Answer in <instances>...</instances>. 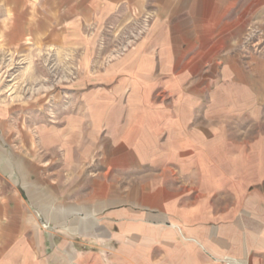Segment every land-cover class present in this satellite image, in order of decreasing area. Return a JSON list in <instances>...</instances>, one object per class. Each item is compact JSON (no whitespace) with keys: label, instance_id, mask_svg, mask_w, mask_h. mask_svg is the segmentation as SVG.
Returning a JSON list of instances; mask_svg holds the SVG:
<instances>
[{"label":"crops","instance_id":"0c3cea01","mask_svg":"<svg viewBox=\"0 0 264 264\" xmlns=\"http://www.w3.org/2000/svg\"><path fill=\"white\" fill-rule=\"evenodd\" d=\"M262 2L0 0V264H264Z\"/></svg>","mask_w":264,"mask_h":264},{"label":"rangeland","instance_id":"374dc122","mask_svg":"<svg viewBox=\"0 0 264 264\" xmlns=\"http://www.w3.org/2000/svg\"><path fill=\"white\" fill-rule=\"evenodd\" d=\"M244 6H245V15H261V16L258 17L257 19L253 17L247 21V23L245 24L244 33L239 39L240 40L239 43H244L243 42L244 38L249 37L250 38L249 42H254V43H256V41L258 42L256 49L257 51H260L262 47H264V2L259 4L246 3ZM117 39L115 40L107 30L104 31V34L101 35L99 41L101 45L99 49L101 50L102 55L105 54L104 52L107 51L109 45L112 42L117 41ZM44 72L45 71L43 68L37 69L38 76L44 75Z\"/></svg>","mask_w":264,"mask_h":264},{"label":"built area","instance_id":"2783aa9c","mask_svg":"<svg viewBox=\"0 0 264 264\" xmlns=\"http://www.w3.org/2000/svg\"><path fill=\"white\" fill-rule=\"evenodd\" d=\"M250 41V38L249 37H246V38H244V45H250V46H253V45H255L256 44V46H257V44H258V42L256 41V43H254V42H249ZM257 50V49H256Z\"/></svg>","mask_w":264,"mask_h":264}]
</instances>
